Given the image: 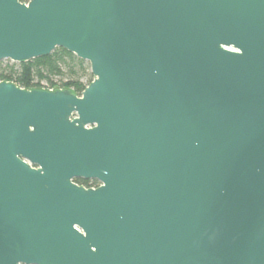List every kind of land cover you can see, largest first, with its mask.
<instances>
[{"label":"water","instance_id":"1","mask_svg":"<svg viewBox=\"0 0 264 264\" xmlns=\"http://www.w3.org/2000/svg\"><path fill=\"white\" fill-rule=\"evenodd\" d=\"M59 48L81 96L0 83V264H264V0H0V62Z\"/></svg>","mask_w":264,"mask_h":264},{"label":"trees","instance_id":"2","mask_svg":"<svg viewBox=\"0 0 264 264\" xmlns=\"http://www.w3.org/2000/svg\"><path fill=\"white\" fill-rule=\"evenodd\" d=\"M29 1L20 0L22 3ZM90 71L89 63L59 48L49 57L27 63L0 62V83L11 82L25 90H71L81 96L94 81Z\"/></svg>","mask_w":264,"mask_h":264},{"label":"flooded vegetation","instance_id":"3","mask_svg":"<svg viewBox=\"0 0 264 264\" xmlns=\"http://www.w3.org/2000/svg\"><path fill=\"white\" fill-rule=\"evenodd\" d=\"M29 3V2H28ZM25 3V4H28ZM77 181H81L80 183ZM77 185L85 187L87 189H98L102 186V184L97 180H83V179H76L74 181Z\"/></svg>","mask_w":264,"mask_h":264},{"label":"rangeland","instance_id":"4","mask_svg":"<svg viewBox=\"0 0 264 264\" xmlns=\"http://www.w3.org/2000/svg\"><path fill=\"white\" fill-rule=\"evenodd\" d=\"M91 72V71H90ZM92 73V72H91ZM94 78V77H93ZM65 82L67 81V80H64ZM60 81L58 80V83H59ZM85 82H86V79H85Z\"/></svg>","mask_w":264,"mask_h":264}]
</instances>
